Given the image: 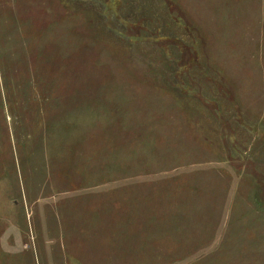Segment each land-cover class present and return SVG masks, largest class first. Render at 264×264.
Segmentation results:
<instances>
[{
    "label": "rangeland",
    "instance_id": "1",
    "mask_svg": "<svg viewBox=\"0 0 264 264\" xmlns=\"http://www.w3.org/2000/svg\"><path fill=\"white\" fill-rule=\"evenodd\" d=\"M0 264H264V0H0Z\"/></svg>",
    "mask_w": 264,
    "mask_h": 264
}]
</instances>
